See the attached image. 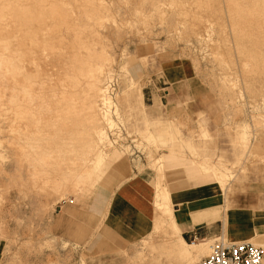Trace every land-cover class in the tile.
<instances>
[{"label":"rangeland","instance_id":"obj_1","mask_svg":"<svg viewBox=\"0 0 264 264\" xmlns=\"http://www.w3.org/2000/svg\"><path fill=\"white\" fill-rule=\"evenodd\" d=\"M21 1L22 0H20V2ZM28 1L29 5L26 4ZM36 1L38 0H35V2ZM52 1L57 3V6H59V8L61 9L62 16H75L78 18L77 21H69V24L75 23L78 25H85L87 27L89 26V28L87 29V33L86 31L84 33V42L88 41L87 44L89 47H85V45H82V47H85V49L90 48V50L88 49L89 51L87 52V49L85 50L81 47L80 50H82V56L86 57V59L89 56L88 59L89 61H91V54L95 55V57H93L91 61L93 63L97 62V59L100 57H98V55L103 54V59L100 62L104 64V71L102 74L99 73L98 75L101 76V82H107V84L105 85L106 90L104 93L110 101H107L109 105L107 103L103 105L102 103L98 102V108H100V111H106L113 123L111 122L112 125L110 124V128L109 125L108 127H106V138L99 145V147H101L100 150H103L102 152L108 156L106 159V163L102 167L101 173H103L116 159H120L121 157H133L138 160L137 163L140 165V168H147L154 173V175L157 177L156 188L158 189V182H160V184L162 185V161L164 164V159H171L173 157H176L177 162H179L182 166L183 164L192 163V166L196 167V169L198 170V175L204 176L202 171L205 170L203 172L208 173L206 169L208 170L209 168H211L209 169V171H211L210 173L213 172V169H220L221 172L225 174V190L223 191V193L225 192L226 198L225 204L221 205L222 208H224V206H227V209H229L228 207H230V205H233V203L231 204V202L232 197H234L235 194H243L248 191H252L251 189L248 190L246 188H243L244 185L250 181H258L264 177V83L260 84L257 83V81H253L249 86H245L242 80V76H240V61L238 60V56L236 55V53H234L231 49L232 57L235 60L230 57V60L227 58L224 63H220L215 54L213 55L212 47H214L213 45L215 44V46H221V51L223 50L225 53V45L227 47V45L229 44V47H234L236 43L235 46L237 47V44L238 46H242L244 44L243 46L251 49L249 50L244 47V50V48L241 47V53L245 51L244 54H251L250 51L253 49V51L251 52L254 54L250 56H254L255 54L256 56L259 55L264 44H260L259 42H257L259 40L256 41V39H258V37L260 39V34L262 32L264 35V27L262 29V26L264 25L261 26V24L263 23V21L261 22L262 19L259 20V23L261 24H258V26H261L260 29H262L263 31L259 30L258 28L255 29L259 30L260 34H258L254 30L258 35L256 34L254 36V32L252 34H248V37L249 35L253 36V39L249 40L250 37L248 39H245L244 37H242V35H240L241 33L237 35V32V37L235 35L234 36L238 38V36L240 35V37L242 38L239 37L236 40L235 37H232L233 34H230V25L224 19V15L222 21L225 22L224 25L226 24V28L225 26H222L223 23L221 21V23L219 24V19L215 20L218 17L215 16L217 14L216 12L218 11V13H220L219 8L223 13L224 8L227 6L225 0ZM240 1H244L245 4L249 5V7H244L245 9L254 8L260 12H258L259 14H262L261 11H263V9H260V6L257 5V2H253V4L255 3L258 6L255 8L252 7V2H250V4L247 0ZM22 2H25L23 6H25V8L27 9H30V7L34 10H36L35 8H39V5L35 4L33 0H23ZM210 10L214 11L211 12ZM195 12L198 13H196L198 17L203 14V18L206 19H210L214 14L213 16L215 17H213V20L215 21V23L210 26L209 21H198L197 16V20L195 19L193 21L192 19L195 18L193 16L195 15ZM210 13H212L211 16H209ZM35 14H37V12H35ZM204 14L206 15V17ZM202 21L207 24V28L209 26V30H212V33L210 32L209 35L204 30L205 26ZM216 22L218 24H216ZM56 23L57 22L54 21H47L46 24L56 25ZM59 24L61 25L60 22ZM241 24L243 23H238V26L243 27ZM63 25L64 23H62L58 34H60L61 37L64 36L63 38H65V41L67 42L73 40V33L70 30H66ZM201 25L204 26L202 27V29ZM225 30L226 32H223ZM41 32L47 34V36L49 35L47 30H42ZM40 34L41 33H39V35ZM39 35L37 38H42ZM56 35L57 33L54 34V36ZM86 35L88 36L86 37ZM49 37H51V33ZM56 39H53V41H56ZM239 39H245L243 40L242 45L240 44L241 40ZM10 40L11 42H9V39H7L6 42L4 40H0V44L7 45L9 42L8 45L12 46L14 42H17V40L27 42L28 39L21 40L12 38ZM41 40L44 41V38L39 39V41ZM260 40L262 41L263 39L261 38ZM259 45H261L262 48L261 46L259 47ZM256 47L258 48V50ZM10 49V51L9 49H6L8 51L0 49L2 51L0 52L4 53L3 56L9 58V55L13 54L14 57L11 56L13 58V61L11 59L10 60L14 63L17 61V65L14 64L16 70L13 69L15 72L11 74L12 76H15L12 78L8 76L11 79V81L9 82L12 83V80L17 79V81H19L20 79L21 81L20 83H18V85L20 84L19 86L21 87V84L24 82V80L25 83L27 82V80H29L31 81L29 83L31 85L29 89L30 94L28 96L26 95L27 98L32 95L34 97H37L40 94V97L43 96V100L46 99L48 101L50 99L49 96H51L52 94L50 92H52L53 90L57 91L58 89L56 87L57 85H60L59 82H57L58 84L56 83L57 85L53 83L52 85L55 86V88H52L51 83L55 78L54 76H58V78L62 79L63 77H65V73L61 74L62 72H64L62 65L60 67L61 63L59 64V67L56 66V64L59 63L58 60H56L57 56H54V58L56 57V61L49 64L46 63V61H53L54 58L52 57L53 59H50L49 55L45 54L44 55L45 57H47V59L44 58V55L41 53V51L40 53H37L39 50H37L36 52L30 50L29 53L25 54L21 49ZM14 49L18 50L15 51ZM254 49L256 50V52H254ZM259 49H261V51ZM248 50L249 52H247ZM223 55L226 56V53ZM246 55L248 56V54ZM262 55H264V53ZM15 58H17V60H15ZM40 58H44L45 62L43 61L44 59L41 60ZM248 58L251 59V57ZM23 59L25 60L24 63H22V65L24 66V70L21 68L22 65L20 67L21 63H19V60L20 62H23ZM35 59H39L37 61L39 64L38 67L46 66L45 64L40 65V63L43 62L47 64L46 67H48L49 65L47 70L46 68H43V71H41L40 69H42V67L38 68L34 66V63H30L36 62ZM248 62L251 63L250 61ZM52 63H55L53 64L54 67L52 68H60L62 69V72L60 69L59 71L56 69L57 72L54 71V69L53 71H48L50 66H52ZM11 64L13 66V63ZM165 64L173 66H175L176 64H186L189 66L191 70L190 74L193 77L192 84L198 85L197 90L204 91V94H206V100H204L207 102L206 105L208 106L210 114L212 115L211 119H209L205 111L190 112L186 110H183L182 115L176 116L175 119L173 117H169V119L165 120L162 119L160 108H162L163 106L159 100L160 93H158L157 90H161L160 87H162L164 84L163 80L165 79L163 66ZM16 66L18 67L16 68ZM44 69L48 72H44ZM17 70L18 72H20L18 73ZM58 72H60V75L64 76L59 77L58 74L53 76V74ZM238 72H240V77L238 76ZM48 73L53 76V80H50L51 76L48 78V80H46V78L48 77L46 74ZM58 78L54 81H57ZM65 78L64 80L66 82ZM227 78L232 79V82L234 84H232V82L228 83L229 81H227ZM36 80L37 84L39 82L42 83L37 86ZM42 80H46L47 83L45 81L43 82ZM49 80L51 82H48ZM59 81L62 82V80ZM224 82L225 84L223 85ZM43 83H50V88H48V90L52 88V91L49 90L47 91L49 93H47L45 91L47 90V88L45 90L44 88L49 86H44ZM16 84H14V86L11 84L5 87L0 86V179H4L5 182V185L0 187V207L3 206L4 202H7L8 197L12 198L13 194H16L21 198L22 203H24L25 211H22L19 221L16 222V225L19 226V232L17 233L18 235L13 236L8 233L7 220L4 221L1 219L0 221V241L5 245L4 251L1 252L2 256L0 259V264H195L207 254L208 245L213 243L214 240H223L227 242V239L223 236H217L207 240L195 241L184 238L187 243L201 242V245L196 247L195 250H193L192 254L190 253L188 255L182 256L179 253V244L176 243L177 234L176 232L171 230L170 222L168 220L160 223L162 224V226L160 224L156 226L154 223L152 232L148 236L138 242L123 245L118 248L116 252L110 254L109 256L106 255L105 257H103L102 255L87 256L86 253L77 251L74 243L60 242L59 239L48 236L45 231L44 217L50 212H55L57 205H60L64 202L69 203L71 200L76 203L77 197L87 191V189H89L95 183V181L91 182L87 189L81 191L79 190L83 187L84 183L81 184L82 187L79 186L78 188H73L77 187L78 185L70 184L67 182V178H65V176H67V173H64V171L66 170V166L63 165L65 169H63V167H56L55 160H52L54 159L53 155L57 153L53 149L56 150V148H61L63 146V141L67 139L69 134L67 133V135L64 136L66 133L64 131H62L61 133H49L48 131H46L45 133L44 130H48V127H50V125H48L46 121H50V118L51 121H53V117L49 116V119H45V122L44 120L40 122L41 124L46 123V127L40 124L42 130L44 129V132L41 133V135L37 134L40 138H37L36 134L33 135L35 129L34 124L37 120L34 119L37 115L33 110L34 108L36 110L37 107H40L39 105H41L42 103L44 104V101L41 103V99L38 100V102L33 100L29 102L23 92H21V94L18 93L20 89ZM33 84L36 86L34 87ZM66 84L68 85V83L66 82L65 85L59 86V90L60 88L62 89L63 87H67ZM11 86H13L12 89H15L12 90ZM38 89L39 91H37ZM41 89L45 91L44 95H46V93L48 94L46 98H44L45 96L42 95L44 92L41 91ZM35 90L37 91L38 95ZM62 90H66L63 94L66 93L67 95H69L70 91L78 89L77 86L76 89H73L72 86H68L66 89L63 88ZM138 91H140L142 95L141 102L136 96ZM9 92L11 95L9 94ZM15 92L19 94L18 96L21 95L20 97H23V100L24 98H26L24 100L25 102L22 103L25 104H23L25 107L29 106L27 108L28 110L24 111L26 113L22 111V109L24 110L25 107L22 108V106H18L17 113L19 112L18 114L23 118L21 119L19 117L20 119L18 118L17 120L12 119V117L14 118V110L16 107L10 102V99L12 98L11 96ZM39 92L43 93L41 94ZM4 94L5 96H3ZM75 94H77V92ZM68 97L66 98L65 95L66 99H64V101L62 100L63 102L60 101L61 103L59 101H55L57 106H61V104L65 106L66 104L68 105ZM46 100L45 103L49 104L46 102ZM51 102L52 104L55 103L53 101ZM1 103L3 105H1ZM107 105L110 107H108ZM45 106L48 107L49 105ZM183 106H187V104H184ZM51 107H53V105H51ZM19 109H21V111H19ZM31 110L32 112H30ZM60 110L62 111L63 108ZM60 110L59 114H62ZM28 111L29 114L25 115L28 113ZM44 111L43 113H41L43 114L41 119H44V117L47 118V116H44L47 115V113L44 114ZM26 117L30 118L27 119ZM61 117H56V120L59 119V122L64 121L65 117H62L64 120L60 119ZM10 118L11 120H14V125L19 124V127L31 125V129L29 127L30 131H32L31 133H29L30 135L28 133H21L20 136V134L18 135L10 132L9 125H13V122L9 124V122L11 121ZM154 118H161L163 120V122L161 123L163 126H165V130L174 131L175 138L169 139L168 136H164L166 138L162 136L155 137V133L159 131L157 129V124L159 123L154 124L152 121V119ZM32 120L34 123L32 122ZM56 120H54V122ZM60 123L62 124L63 122ZM60 123L57 122V124ZM59 127L61 126L59 125L58 128ZM147 134H152L154 138L151 141L147 140ZM42 136H44V138ZM24 137L27 138L25 139ZM62 137H65L66 139ZM36 138L38 139V142L42 141L39 139H43V142H40L39 144L42 149L44 148L43 150L37 149L38 147L36 149L33 148V146L37 142ZM23 140L25 142H28L24 143ZM49 140H51V142ZM21 142L24 144H22ZM59 143H61V145ZM16 146L18 149L16 148ZM36 150H38V152H36ZM38 153H40V157L37 155ZM65 154L67 155L68 153L66 152L64 153V155ZM35 156L38 158H35L36 161H34ZM46 157L49 161H47ZM49 157L51 158L49 159ZM159 158L161 161L159 160ZM42 159H45L44 161L47 162L46 166H41L44 169L39 165L36 166L37 169L35 170H33L32 166L29 167L32 161L33 163H37L38 160H41L39 163H44ZM78 164L79 163L75 165L76 170L79 169L76 168ZM157 165H159L160 167H157ZM48 167L49 169H46ZM78 167L80 166L78 165ZM38 168H40V170ZM38 170L39 173L42 171L40 175H38L37 173ZM56 173H58L59 176L57 175V177H55ZM61 173H63V175ZM59 177H61L62 181H64L62 182ZM43 179L45 181H43ZM51 179H55L56 181L53 180V182ZM55 185L59 188L55 187ZM162 187L166 189L165 186L162 185ZM34 199L37 200L38 207L37 210H32L30 212V201H33ZM226 211H224V213ZM155 212L158 211L155 209ZM166 222L169 223L166 224ZM10 224L12 225V223ZM159 227L162 229H160ZM157 228H159L158 231ZM251 241L255 244H263L262 246L264 247V240L258 241L252 239ZM58 245L61 249L58 247ZM61 250L63 251L61 252Z\"/></svg>","mask_w":264,"mask_h":264},{"label":"crops","instance_id":"obj_2","mask_svg":"<svg viewBox=\"0 0 264 264\" xmlns=\"http://www.w3.org/2000/svg\"><path fill=\"white\" fill-rule=\"evenodd\" d=\"M163 70L164 84L161 90H157L163 106L160 108L162 119H175L183 110L205 111L211 119L206 94L197 90L198 85L192 84L189 66L165 64ZM162 119H152L154 124L159 123L155 137L175 138L174 131L165 130ZM146 136L154 138L152 134ZM107 157L104 156L79 190L87 189L95 181L77 197L76 203L71 200L57 205L55 212L44 217L48 236L60 242L74 243L77 251L87 256H109L123 245L142 240L152 232L156 221L163 220L162 210L155 205L158 190L165 189L163 185L168 195L172 225L178 229L176 243L180 244L181 240L187 243L184 238L195 241L217 236H223L228 243L264 240V177L245 184L243 188L252 191L235 194L233 205L227 209V206H221L225 204V189L216 183L212 173L202 171L204 176L198 175L192 163L182 166L176 157L164 159L162 185L158 182L157 189V177L151 170L140 168L138 160L133 157L116 159L101 173ZM4 185V179H0V187ZM37 207L36 199L30 201V212ZM22 211H25V205L16 194L8 197L0 207V221L7 220V231L13 236L18 235L16 222ZM193 243L198 244H187ZM4 248L0 241V259Z\"/></svg>","mask_w":264,"mask_h":264},{"label":"bare ground","instance_id":"obj_3","mask_svg":"<svg viewBox=\"0 0 264 264\" xmlns=\"http://www.w3.org/2000/svg\"><path fill=\"white\" fill-rule=\"evenodd\" d=\"M22 1L20 2V0L19 1H17V0H0V6H1L0 7V40L1 41L4 40L6 42V40L9 39V42H11L10 39L13 38V39H21V40L22 39H28L29 41L27 40V42H24V41L17 40V42H14V43L12 42L13 44L10 43V44H12V46H9L8 45L9 42H8V44L6 43L7 45H5V44L4 45H1L0 44V49H3L4 51L6 49H9V51H10L11 50L10 48H12V49L13 48H18V49L23 50V52L25 54L29 53L30 50H33V52H36L37 50H39L37 53H40V51H41V53L43 55L44 54L45 55H49V58L50 59H53L54 56H57V58L56 57L55 58H56V60H58L59 63L56 64V66L59 67V64L61 63L60 64V67L62 65V68L64 69V72H62V69H60V68L59 69L62 72L61 74H64L65 73V77L66 78L63 77L64 75L62 76V75H60V72H58V73L53 74V76L56 75V74H58L59 77L62 76L63 79L62 78H58V76L57 77L54 76L55 77L54 80H56L58 78L57 81H54L53 80V76H51L50 73H48V74H46L48 77L47 78L45 77L46 80H48V78L51 76L50 77V80H53V82L51 83L52 88H55V86H53L52 84L55 83V85H57L58 84L57 82L60 83L59 86H63L67 82L68 83V85L66 84L67 87L68 86L69 87L72 86L73 89H76V86H77V89L79 90V93L80 94L78 93V90H72V91L69 90L70 91V94L69 95H67L66 93L63 94L66 90L63 91L62 89L63 88L66 89L67 87H63L62 89L60 88V90H59V86L58 85L56 87L58 89L57 90L58 92L56 90H53L52 91L51 90L52 88L49 89V90L52 91V92H50V93H52L51 96H49L50 99L47 97L50 100V102L51 101H53V102L59 101L60 102L62 100L64 101V99H66L69 96L68 97V103L69 104L68 105L66 104V106L65 105H62V104H61V106L60 105L57 106L56 102L54 104H52V102L50 103L49 100L47 101L45 99L46 102L49 103V104H46L45 103V100L42 99L43 96L40 97V94L38 95V93H37V91H39L40 88L37 91L35 90L36 93H37V95H38V96L36 95L37 97H34L32 95L33 97L32 96H29L27 98V96L30 94L29 93V89H30V85L31 84H29V83L31 81L27 80L26 83H25V80H24V82L22 81L23 83L21 84V87L19 86L20 84L18 85V83H20V81H21L20 79H19V81H17V79L12 80V83L14 82L13 84L9 82V81H11V79L8 76H10L11 78L15 76V75L12 76L11 74L13 72H15L14 70H16L15 67H14V64H16L17 61L15 63L12 62L13 61V58L11 56H13V54L12 55H9L11 58L10 57L8 58L6 56H3L4 53H1L2 52L1 50H0L1 51L0 52L1 53L0 54V86H4L5 87V86H8L9 84H11V85L14 86V84L17 83L16 85H18L19 86V89H20L19 90L20 92L18 91V93L21 94V92H23L25 94V96L27 95L26 98L29 100V102H31L32 100L38 102V100H41V99H42L40 101L41 103L44 101V104L42 103L43 105L42 104L41 105L38 104L40 107H37L36 110L34 108V110H33L34 112H36V115H37L34 118L35 120L36 119L37 120H36V122L34 124V128L35 129H34V132H33L34 134L33 135H35V134L36 135L37 134H40L41 135V133H43L44 131H45V133H46V131H48L49 133L50 132H55V133L56 132L57 133L59 132V133H61L62 131H64V132H66L64 136H66L67 133L69 134L68 137H67V139L65 137H62L64 139H66V140L63 141V146L61 148L59 147L61 145V143H59L60 145L59 146H56V147H59V148H56L55 147L56 150L53 149L57 153L53 155L54 159L52 158L53 159L52 161L55 160V163H56L55 166L56 167H59L60 168V167H63V165L66 166L65 167L66 170L64 171V173H67V176H65V178H67V182L70 183V184L78 185L77 187H73L72 186L73 188H78L79 186H81L82 183L85 184V182L89 179V177L91 176V174L99 166V164L103 160L104 156L106 155L105 153L102 152L103 150L102 151L100 150L101 147H99V145L105 140V138H106L105 129H106V127H108V125H109V128H110V124H111L112 121H111L110 117L108 116V113H106V111H104L102 109H101L102 111H100V108H98V104H99L98 102H100V103H102L104 105L109 100V98L106 97L105 96V93H104L105 90H106L105 89L106 88L105 85L107 84V82L106 83L105 82L104 83L101 82V76L98 75L99 73L102 74L103 71H104V68H103L104 64L102 62H100L103 59L102 58L103 54L102 55L101 54L98 55V57L99 56L100 57L97 59V62H93V63L91 61H92V58L95 57V55H93V54H91L92 56L90 55L91 56L90 57L91 58L90 59L91 61H89V59H88L89 56H88L87 59H86V57L82 56V54H81L82 53V50H80V48L82 47V45H85V47L86 46L89 47L88 44H87L88 41L87 42H84L85 41L84 40V36H85L84 33H85V31L87 33V29L89 28V26L87 27L85 25H78V24H75V23L69 24L68 23L69 21H71V20L72 21H77L78 18L75 17V16H71V17H69V16H62L61 9L59 8V6H57V3H55L54 1H52V0H38V1L35 2V0H33L35 2V4H38L39 5V8L38 9L35 8L36 10H34L33 8L31 9V7H30V9L25 8V6H23L25 2H22ZM225 1L227 3V6L224 8L223 13H222V11L219 8V12L220 13H218L217 10H216L217 12L215 11L218 14L217 15L215 13L216 14L215 16H218L219 18L217 17L216 19L215 18L214 19L215 20L219 19V24L222 22L223 25L222 24L221 25L224 27L226 24L224 25L225 22L222 21V18L225 17L224 19L230 25V27H229L230 29L229 30L231 32L230 34H233L232 37H235V36L237 37V35L239 33H241L240 35H242V37H244L245 39H248L250 37L249 40L250 39L252 40L253 39L252 38L253 36L252 35H249V37H248L247 36L248 34H250V33L252 34L253 32L255 33V31L258 34H260L259 33V30H262L263 27H264V26H262V25H264V12H263L264 11V0H247L248 3L252 2V7H255L256 8V7H258L257 5H259L260 6V9H263V11H261L262 14H259L260 12L257 11L256 9H254V8L245 9L244 7H246V6L249 7V5L245 4L244 1L243 2H241L240 0H225ZM253 2H255V3L257 2V5L255 3L253 4ZM28 3H29V1L26 4H28ZM80 6H82V5H80ZM28 8H29V6H28ZM213 11H211V12H213ZM35 12H37V14H35ZM196 13L197 12H195V15H193L195 18H193V19L191 18L193 21L196 19V16L198 17V15H196ZM202 15L203 14H201V16H199L200 18L198 17V21L199 20H204V21H207V22L209 21L210 26L215 23V21L213 20V17H215V16H213L214 14L212 15V13H210V15H209V16L212 15V17H211L212 19L211 18L210 19L203 18ZM223 15H224V17H223ZM205 17H206V15H205ZM260 19H262L261 22L263 21L262 24L259 23L260 22L259 21ZM47 21H54V22H57V23H56V25L55 24L54 25H51V24L50 25H47L46 24ZM59 22L61 23V25H62V23H64L63 26L66 28V30H70L73 33V37H74L73 40L70 39L71 41H68L67 42V41H65V38H63L64 36L61 37V35L58 34L59 31H60V27H61V25L59 24ZM202 22H201V24H202ZM240 22L243 23V24H241L243 27L238 26V23H240ZM199 24H200V22H199ZM216 24H218V23L216 22ZM258 24H261L262 29H260L261 26H258ZM206 25L207 24H205V23H204V26L205 27L201 25V29H202V27H204L205 28L204 30L209 35L212 30H209V26L207 28ZM225 28H226V26H225ZM225 28H223V29H225ZM257 28L259 30H255ZM42 30H47V32L49 33V35L47 36V34L42 33L41 32ZM223 32H226V30L223 31ZM39 33H41V34L39 35ZM50 33H51V37H49L50 36ZM56 33H57V35L54 36V34H56ZM201 33H202V31H201ZM236 33H237V35H236ZM254 33H253V35L255 36L257 33H255V34ZM261 34L263 35V32ZM261 34H260V39L262 38L263 40L261 41L259 39V37H258V39H256V41L259 40L257 42H259L260 44L261 43L264 44V37H263L264 35L262 36ZM38 35L41 36L42 38H44V41H42V40L39 41V39H42V38H40V37L37 38ZM88 35H86V37ZM225 35H226V33H225ZM240 35L238 36V38L240 37ZM243 35H245L246 37L243 36ZM230 37H231V35H230ZM236 37H235V39L237 40L238 38H236ZM242 37H240V38H242ZM53 39H56V41H53ZM245 39H242V40L239 39V40H241V43H240L241 45L243 44L242 42ZM217 40H218V38H217ZM227 41H228V39H227ZM253 41H255V40H253ZM235 42H237V41H235ZM212 44H214V43H212ZM27 45H29V46H27ZM215 45H213L214 47H212V49H213L212 50V53H213V55L215 54L216 58L218 59V61L220 63H224L227 60V58L229 60L231 59L230 58V57H232V51H231V49L233 50L234 53H236V55L238 56V60L240 61V63H239V65H240V72H241V75L240 76H242V80H243V83L245 84V86L246 85L249 86L250 83L252 84L253 81L254 82L257 81V83H260V84H263L264 83V55H262L264 53V52H262V51H264V49H263L264 46L262 48V46L259 45V47L261 46V48H262V51H261V49H259L261 52L258 51V52H260L259 55L256 56V54H255L254 56H250V55L254 54V53L251 52V51H253V49H252L250 51L251 54L246 53V54H248V56H247L246 54H244L245 51H243V49H242L243 52L241 53V49H240L241 47L242 48H244V47L247 48L246 46H243L244 44L242 46L239 45L240 47L237 44V47H236L235 46L236 43H235L234 47L231 46L232 48L229 47L228 46L229 44H228L227 47L225 45V48L224 49H225L226 56H224L223 55V54H225L224 51L223 50H222L223 52L221 51V48L222 47L220 46L221 47L220 48L219 46H215ZM85 47H82V48L85 49ZM245 48H244V50H245ZM18 49H16V50H18ZM86 49H87V52L90 50V48H86ZM247 49L250 50L251 48H247ZM249 50L247 52H249ZM257 50H258V48H257ZM6 51H8V50H6ZM254 52H256V50ZM45 55H44V58L47 59V57H45ZM248 57H251V59H249ZM55 58H54L53 61H50V60H49V62L46 61V63H49L50 64L51 62L56 61ZM43 59H41V60H43ZM15 60H17V58H15ZM38 60H36V62H30V63H32V64L34 63L35 64L34 66L38 67L39 66V64L37 62ZM22 61L23 62H20V60H19V63H21L20 64V67H21L22 63H24L25 60L23 59ZM43 61L45 62V59ZM43 61H40V62H43ZM248 61H250L251 63H249ZM44 62L43 63H40V65L41 64L42 65L45 64L47 66V64L44 63ZM11 63H13V66H12ZM53 64H55V63H52V66H50V68L54 67ZM46 66H44V67L41 66L42 69H40V70L43 71V68H46V70H47V68L49 67V65H48V67H46ZM17 67L18 66H16V68ZM23 67L24 66L22 65L21 68L24 70ZM41 67H38V68H41ZM237 67H239V66H237ZM49 69H48V71H53L54 68H52L50 70ZM56 69L59 71V69L57 67H56ZM56 69H54V71L57 72ZM48 71H45V69H44V72H48ZM17 72H18V70H17ZM240 72H238V76H239V73ZM46 75H44V76H46ZM230 75H232V74H230ZM45 78H40V79H45ZM64 78L66 79V82H65ZM46 80H42V81L43 82L44 81L46 82ZM50 80L48 82H51ZM59 80H62V82H60ZM63 80H64V82H63ZM227 81H229L228 83H230V82H232V79H228L227 78ZM225 82L223 83V85L225 84ZM235 82H236V80H235ZM40 83H42V82H39L37 84V80H36L37 86ZM46 83H43V84H44V86H49V87H45L44 88V90L47 88V90H45L47 92V91H49L48 88H50V85H49L50 83L49 84H46ZM43 84H41V85H43ZM232 84H234V83L232 82ZM13 86H11V89H12ZM35 86L36 85H34V87ZM14 89L15 88H13L12 90H14ZM44 90L41 89V91H43L44 93L43 92H39V93H41V94L43 93L42 95H44L45 94V91ZM76 92H77V94H75ZM18 93L17 92L13 93V95L11 96L12 98L11 99L9 98L11 100L10 102L13 105H15V107H16V108L14 107L15 108V110H14V112H15L14 113V118L12 117V119H14V120H17L20 117V115L18 114L19 112L17 113L18 106L19 107L22 106V108L25 107L24 106L25 104L22 103V102H25L24 100L26 98H24V100H23V97L21 98L20 97L21 95L18 96L19 95ZM23 93H22V95H23ZM32 93H33V91H32ZM47 93H49V92H47ZM47 93H46V95H44L45 96L44 98H46V96L48 95ZM9 94H10V92H9ZM65 95H66V98H65ZM3 96H5V94ZM136 96H137L138 100L141 102L142 95H141V92L140 91H138V93H137ZM30 97H32V98H30ZM26 102H27V100H26ZM1 105H3V104L1 103ZM45 105H49L48 107H50V108L46 107ZM51 105H53V107H51ZM28 107L26 106L24 108V110L22 109V111L24 112L25 110H28L27 109ZM42 107H44V108H42ZM108 107H110V106H108ZM62 108H63V110L61 111L60 109H62ZM59 110H60V112H62L63 115L62 114H59ZM19 111H21V109H19ZM43 111H44V114L47 113V115H44V116H47V118L44 117V119H41L42 118V115H43L41 113H43ZM30 112H32V110ZM24 113H26V112H24ZM28 114H29V111L25 115H28ZM38 115H39V117H38ZM49 116L54 118V119L52 118L53 121H51V118H50V121H48V122L45 120V119H49L48 118ZM61 116L62 117H65V120ZM56 117H61L60 119H62L64 121H60V122H63V123L61 124L58 121L59 120L58 118H57L58 120H56ZM20 118L22 119L23 117L21 116ZM29 118H27V119H29ZM27 119H26V121H27ZM10 120H11V118H10ZM14 120H11L9 122V124L11 122H13L12 124L14 125ZM43 120H44V122L46 121V123L48 125H50V127H48V125H47V127L49 128L48 130H44V129H43L44 131L42 130V128L40 126V124H41L40 122H42ZM54 120H56V121L54 122ZM32 122H33V120H32ZM57 122L60 123V124H57ZM46 123L45 124H41V125H44L45 126ZM15 124H16V121H15ZM105 124H106V126H105ZM18 125H14L12 127L11 124H10L9 125L10 126L9 127L10 128L9 131L12 132V133L18 134V135L20 134V136H21V133L22 134H27V133L29 134V133L32 132V131H30L31 125L30 126H27L26 125V126H23V127H19ZM59 125L61 127L58 128ZM29 127H30V129H29ZM61 136H63V135H61ZM36 137L37 138H40V137H38V135ZM42 137L44 138V136H42ZM151 137L150 136H147V140H150L151 141L153 139ZM37 138H36V141L38 140ZM39 140H42V141H40L41 143L43 142V139H39ZM49 141L51 142V140H49ZM26 142H28V141H26ZM26 142L24 141V143H26ZM40 142L37 141L35 143L36 146L35 145L34 146L32 145L33 148L36 149L38 147L37 149H40L41 150L42 148L39 145ZM24 143H22V144H24ZM52 143H53V141H52ZM45 146H46V143H45ZM48 146H49V144H48ZM16 148H17V146H16ZM52 148H54V147H52ZM46 149H47V146H46ZM49 149H51V148H49ZM27 150H30V149H27ZM36 152H38V150H36ZM47 152H49V151H47ZM60 152H62V153H60ZM66 152L68 154L67 155L66 154L64 155V153H66ZM25 153H26V150H25ZM43 153H46V152H43ZM39 154L40 153H38L37 155L39 156ZM47 154H49V153H47ZM46 156H48V155H46ZM41 157H42V155H41ZM35 158H37V157L35 156L34 159ZM50 158L51 157H49V159ZM63 158H65V159H63ZM46 159H47V157H46ZM44 160L45 159H42V161H44ZM34 161H36V159ZM40 161L38 160L37 163H35V162L33 163V161H32V163H31V165H29V167L32 166L33 167V170H35V169H37V167H36L37 165H39L40 167L41 166H43V167L46 166V164H47L46 161H44V163H39ZM47 161H49V160L47 159ZM50 162H51V160H50ZM77 163H79L78 165L80 166V167H78V165L76 166V168H79L78 170L75 169V165ZM158 166L159 165H157V167ZM43 167H41V168H43ZM65 168L63 167V169H65ZM38 169L40 170V168H38ZM43 169H42V171H43ZM46 169H49V167L46 168ZM53 169H54V167H53ZM209 169H211V168H209ZM209 169L208 170L206 169V171L208 173L211 172V171H209ZM222 169H224V168H222ZM39 170L37 171L38 175H40V173L42 172L41 171L39 173ZM203 171H205V170H203ZM59 172H61V171H59ZM30 173H31V171H30ZM54 174H55V172H54ZM61 174L63 175V173H61ZM38 175H36V176H38ZM57 175L59 176V174L56 173V176L55 177H57ZM212 175L214 176V179H215L216 183L219 184V186L221 187V189H225V185H224L225 174L222 173L220 169H213ZM61 177H59V179H61ZM63 178H64V176H63ZM59 179H57V180H59ZM53 180L56 181L55 179H53ZM43 181H45V180L43 179ZM61 181H62V179H61ZM59 185H62V184H59ZM53 187H54V183H53ZM55 187H58V186L55 185ZM155 205H156V208L157 209L162 210V215L164 216L163 220L156 221L155 222V225L157 226L160 223H162L163 221L168 220L170 222V228H171V230H173L177 234L178 233V229L175 228L174 225H172V222H171V211H170L169 204H168V195H167V192L165 191V189H159L158 190V193H157L156 198H155ZM168 223L166 222V224H168ZM163 224H165V223H163ZM160 225L162 226V224H160ZM159 228H157V231H158ZM160 229H162V228H160ZM200 245H201V242L198 243V244H194V243L193 244H187V243H185L184 241L181 240L180 241V244H179V247H180L179 248V253L182 256L183 255H188L190 253L192 254L193 250H195V248L198 247V246H200ZM261 245H263V244H261Z\"/></svg>","mask_w":264,"mask_h":264},{"label":"built area","instance_id":"obj_4","mask_svg":"<svg viewBox=\"0 0 264 264\" xmlns=\"http://www.w3.org/2000/svg\"><path fill=\"white\" fill-rule=\"evenodd\" d=\"M264 247L250 241L214 240L207 254L195 264H263Z\"/></svg>","mask_w":264,"mask_h":264}]
</instances>
